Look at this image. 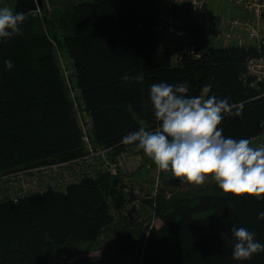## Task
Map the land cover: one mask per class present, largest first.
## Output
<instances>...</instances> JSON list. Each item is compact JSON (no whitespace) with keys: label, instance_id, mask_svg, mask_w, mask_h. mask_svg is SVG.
Listing matches in <instances>:
<instances>
[{"label":"trees","instance_id":"obj_1","mask_svg":"<svg viewBox=\"0 0 264 264\" xmlns=\"http://www.w3.org/2000/svg\"><path fill=\"white\" fill-rule=\"evenodd\" d=\"M76 1L64 10L43 7L26 17L22 35L0 40V175L86 153L75 104L57 61L58 46L66 52L78 108L90 116L89 139L93 146L109 149L111 161L123 151L143 152L122 144L125 135L140 127H158L149 100L153 83L182 84L188 96L242 104L241 115L225 116L218 127L225 137L237 140L260 133L264 80L250 85L251 78L243 74L247 59L264 58V48L208 45L205 25L191 21L188 5H167V0ZM67 11H72L70 23L64 19ZM37 13L42 16L30 19ZM168 14L183 23L196 48L193 54L181 53L172 60L162 45L155 28L160 15ZM41 17L68 29L63 41L47 33ZM6 59L14 65L11 70ZM129 73L142 75L143 81L125 83L121 77ZM109 175L105 171L83 178L65 192L47 190L0 201V264H46L48 254L66 255L77 244L95 242L111 225L113 211L137 199L153 220H160L138 241L142 264H264V252L234 260L230 233L233 225L246 227L264 244V220L257 219L264 211V195L218 194L222 190L216 189L191 202L189 194L169 196L160 187L140 199L134 189L125 190L122 175L115 180ZM129 181L133 183L132 176ZM215 183L195 187L204 190Z\"/></svg>","mask_w":264,"mask_h":264},{"label":"clouds","instance_id":"obj_2","mask_svg":"<svg viewBox=\"0 0 264 264\" xmlns=\"http://www.w3.org/2000/svg\"><path fill=\"white\" fill-rule=\"evenodd\" d=\"M25 13L0 6V40L23 34L21 25ZM11 70V60L4 61ZM128 83L143 81L142 75L126 74ZM209 87L204 88L207 93ZM182 85L166 82L149 87V100L158 127L130 132L120 141L143 150L162 172H171L184 182L203 185L212 177L224 193L235 196L264 195V145L252 147L249 139H233L223 135L221 124L225 116L241 115L243 105L230 103L228 98L216 96H188ZM235 109V111H234ZM264 220V211L257 214ZM232 258L246 261L264 252V244L255 240L256 233L246 227L233 225Z\"/></svg>","mask_w":264,"mask_h":264},{"label":"built area","instance_id":"obj_3","mask_svg":"<svg viewBox=\"0 0 264 264\" xmlns=\"http://www.w3.org/2000/svg\"><path fill=\"white\" fill-rule=\"evenodd\" d=\"M223 1L224 3L228 2L232 6V9H227L225 14L222 17L220 16L221 19L218 21L221 24V44L216 40L214 44L243 48L254 47L257 50L264 48V0ZM167 5H188L189 17L195 24H203L205 21L208 23L211 18L207 8V5H209L208 0H167ZM155 31L162 45L166 46L165 49L172 56V60H176L177 56L181 53L193 54L195 52L188 44V36L183 23L173 17L172 14L160 15V20L156 25ZM243 75L246 79L251 78L250 85L256 86L262 82L264 80V58H248L245 62V72ZM64 77L66 84H68L67 88H69L70 98L75 104V110L81 111L79 108L77 109L79 101L77 100L75 91L77 89L73 88V85H69L71 81L67 75H64ZM76 118L86 146V153L62 162L20 168L1 174L0 201H17L27 195L42 193L47 190L65 192L70 185L79 182L83 178L96 177L99 173L105 171L111 173L117 170L122 171V173L127 171V166L124 164L127 163L128 151L120 152L116 156V160L111 161L107 156L109 149L95 147L89 139L88 134L91 119L88 113L82 112V114H78L76 112ZM247 139L251 141L252 147L264 145V112L260 133ZM151 176V189L149 191L144 189V193L154 195L161 187V171L156 165ZM212 181L215 182L212 177H208L206 180V182ZM183 182L180 181L179 183ZM150 197L151 195L148 196V198ZM140 206L141 202L137 199L114 212L121 218L127 216L135 221L137 215L133 212H136ZM132 213L133 215H126ZM150 215L152 214L150 213Z\"/></svg>","mask_w":264,"mask_h":264},{"label":"rangeland","instance_id":"obj_4","mask_svg":"<svg viewBox=\"0 0 264 264\" xmlns=\"http://www.w3.org/2000/svg\"><path fill=\"white\" fill-rule=\"evenodd\" d=\"M13 4L14 0H0V6H8L13 9ZM225 5L226 10L232 9V6L228 2H226ZM225 12V9H220L216 11L215 16L221 15L222 17ZM51 13L52 15L58 14L57 11L55 13ZM41 14L37 13L36 15H31L30 19H36V17L39 18L42 16ZM71 16L72 11H67V13L64 14V19L70 23L72 18ZM40 20L44 23V28L49 35L58 37L59 40L63 41L64 33H68L67 28H60V23L54 19H52L54 22L52 20L48 22L45 20L44 22L43 17H41ZM203 24H207V21L203 22ZM205 36V42L215 43L216 39L221 44V32H218L216 36L215 33L208 34L207 32ZM164 47L166 46L164 45ZM56 53L57 61L63 70V74L68 75L69 69L66 65V52H62V49L58 46ZM69 85L71 86V84ZM76 112L78 114H82L81 111ZM124 165L127 166V171L124 172L125 174L122 173V171L117 170L113 173L110 172L111 175L108 177H111L115 180L118 179L120 175H122L123 181H125L127 184L125 190L128 191L129 189H134L136 197L141 199L145 194L144 189H151V173L155 164L144 153H138L131 150L128 151L127 163ZM143 171H147L144 179ZM129 176H132L133 183L129 181ZM141 179H143V181ZM180 181H183V179L174 177L170 171H161L160 185L169 196L174 193H186L189 194L188 196H190L189 200L194 202L197 197L208 196L209 193L217 192L216 189L220 190L217 183L208 185V187L204 190H198V188L195 187V184H189L187 182L179 183ZM217 193L219 194L224 192L221 191ZM133 213L137 215V219H135V221L127 216L121 218L116 214V212L113 211V221L111 226L105 229L102 235L95 242L77 244L74 247V250L70 251L66 255L48 254L46 256V261L49 264H142L140 261V247L138 241L142 236L146 237L149 230H151L156 225L158 226L160 224V220L158 218L153 220L152 217H150L148 208L143 206H140L138 210ZM133 213L126 215H133Z\"/></svg>","mask_w":264,"mask_h":264},{"label":"water","instance_id":"obj_5","mask_svg":"<svg viewBox=\"0 0 264 264\" xmlns=\"http://www.w3.org/2000/svg\"><path fill=\"white\" fill-rule=\"evenodd\" d=\"M77 4L76 0H14L13 10L25 13V16L46 7L48 9L64 10Z\"/></svg>","mask_w":264,"mask_h":264},{"label":"crops","instance_id":"obj_6","mask_svg":"<svg viewBox=\"0 0 264 264\" xmlns=\"http://www.w3.org/2000/svg\"><path fill=\"white\" fill-rule=\"evenodd\" d=\"M208 1H209V5H207V8H208V11L211 15V18L208 21V23L205 24V30H207L208 33L210 32L209 34L215 33L217 35V33L220 32V30H221V24L218 21L219 19H221V17H220L221 15L215 16V14H216V11H218L220 9H225V11H226V5H225L223 0H208ZM162 6H164V2L162 3ZM207 32H206V34H207ZM188 44L190 45V47H192L196 51V48L192 42L188 41ZM207 44L208 45H216L214 43H207ZM141 153H144V152H141ZM145 174H147V171H143V179L145 177ZM143 179H141V180L143 181Z\"/></svg>","mask_w":264,"mask_h":264},{"label":"flooded vegetation","instance_id":"obj_7","mask_svg":"<svg viewBox=\"0 0 264 264\" xmlns=\"http://www.w3.org/2000/svg\"><path fill=\"white\" fill-rule=\"evenodd\" d=\"M46 264H49L48 262Z\"/></svg>","mask_w":264,"mask_h":264}]
</instances>
